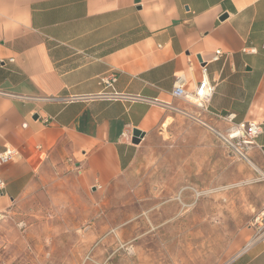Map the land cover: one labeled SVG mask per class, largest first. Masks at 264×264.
<instances>
[{
    "label": "crops",
    "instance_id": "0c3cea01",
    "mask_svg": "<svg viewBox=\"0 0 264 264\" xmlns=\"http://www.w3.org/2000/svg\"><path fill=\"white\" fill-rule=\"evenodd\" d=\"M202 63L215 86L208 118L220 130L260 123L264 147V0H0V154L18 152L0 169V223L30 215L27 201L56 177L85 197L112 191L164 125L177 79L195 91ZM237 239L223 264H264V237Z\"/></svg>",
    "mask_w": 264,
    "mask_h": 264
},
{
    "label": "rangeland",
    "instance_id": "374dc122",
    "mask_svg": "<svg viewBox=\"0 0 264 264\" xmlns=\"http://www.w3.org/2000/svg\"><path fill=\"white\" fill-rule=\"evenodd\" d=\"M163 109L164 125L103 198L56 177L27 201L30 215L0 223V264H223L245 230L262 236L264 179L229 151L227 130L193 103Z\"/></svg>",
    "mask_w": 264,
    "mask_h": 264
},
{
    "label": "built area",
    "instance_id": "2783aa9c",
    "mask_svg": "<svg viewBox=\"0 0 264 264\" xmlns=\"http://www.w3.org/2000/svg\"><path fill=\"white\" fill-rule=\"evenodd\" d=\"M224 55L225 53L221 49L216 50L211 62L220 61ZM10 62H13V60H10ZM207 65L208 63H202V80L197 85L195 91H187L185 89L186 80L184 77H179L173 89L172 96L176 99L193 103L200 109L207 111V105L211 101L215 92V86L209 81L207 76ZM116 82L117 74L115 72H111L100 78V83L105 87V89H114ZM109 96L112 100L126 99L125 96L119 95L116 92L111 93ZM232 118V116H229L225 118V120L231 123L233 121ZM261 127L262 125L258 122H243L231 126L225 134H221L219 132L218 135L222 138L225 145L233 155L242 161L250 163L264 179V170L261 169L250 156V153L253 150H258L264 160V147L258 145L257 143V139L262 134ZM17 156L18 152L15 149L7 147L6 150L0 154V169L13 162ZM5 189L6 182L0 176V195H3ZM263 223L264 207L256 217L255 225H258V228L262 229L264 227ZM263 237L264 233L256 239H261Z\"/></svg>",
    "mask_w": 264,
    "mask_h": 264
},
{
    "label": "water",
    "instance_id": "95a60500",
    "mask_svg": "<svg viewBox=\"0 0 264 264\" xmlns=\"http://www.w3.org/2000/svg\"><path fill=\"white\" fill-rule=\"evenodd\" d=\"M199 60H201L199 58ZM145 137V133L141 132L140 130H133L132 132V143L135 145L140 144V142L142 141V139Z\"/></svg>",
    "mask_w": 264,
    "mask_h": 264
},
{
    "label": "bare ground",
    "instance_id": "6f19581e",
    "mask_svg": "<svg viewBox=\"0 0 264 264\" xmlns=\"http://www.w3.org/2000/svg\"><path fill=\"white\" fill-rule=\"evenodd\" d=\"M179 200V199H178ZM183 205V204H182ZM183 206H185V205H183ZM173 249V248H172ZM175 251V250H174ZM182 254H184V251H182ZM172 255V254H171ZM151 257V256H150ZM146 258H147V256H146ZM144 259V258H143ZM151 260V259H150ZM145 264H147V263H145Z\"/></svg>",
    "mask_w": 264,
    "mask_h": 264
}]
</instances>
